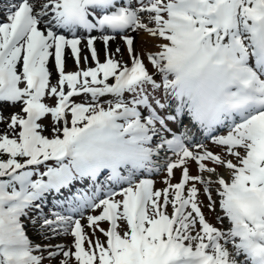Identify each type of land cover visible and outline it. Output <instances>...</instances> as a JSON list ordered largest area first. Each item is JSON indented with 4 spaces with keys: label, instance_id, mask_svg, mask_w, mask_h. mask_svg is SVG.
<instances>
[{
    "label": "snow or ice",
    "instance_id": "obj_1",
    "mask_svg": "<svg viewBox=\"0 0 264 264\" xmlns=\"http://www.w3.org/2000/svg\"><path fill=\"white\" fill-rule=\"evenodd\" d=\"M0 10V264H264V0H4ZM141 30V46L155 45L151 70L127 34ZM116 35L130 63L109 51ZM84 39L95 63L85 54L81 68ZM9 105L19 108L4 116ZM161 168L165 187L154 188ZM186 181L203 186L210 210L218 185L216 220L229 226L205 219ZM69 232L70 244L44 242Z\"/></svg>",
    "mask_w": 264,
    "mask_h": 264
},
{
    "label": "rangeland",
    "instance_id": "obj_2",
    "mask_svg": "<svg viewBox=\"0 0 264 264\" xmlns=\"http://www.w3.org/2000/svg\"><path fill=\"white\" fill-rule=\"evenodd\" d=\"M1 3L3 4L4 0H0ZM130 35H134L135 37V43H136V48H137V51H139L141 53V56H142V59L144 60V63L146 64V66L149 68V70H151V64L150 62L147 60L146 58V51L148 50H155V45H154V42L152 41V39L150 37H145V39L148 41L146 46L142 47L141 44H140V40H141V37L142 36H145V34L143 33V31H136V32H132V33H129ZM94 35H101V33L99 32H95ZM112 38V37H110ZM115 43L112 45L111 48H109V51L111 52H115V49L117 46H119L120 48V52L116 53V56L117 58H122L125 62H129L130 63V57L128 56L127 54V51H126V48H125V43L123 42V40L121 39V36L120 35H116L115 36V39H114ZM83 47L84 50H86L84 48V45H81ZM103 57L102 55V49H100V59ZM94 65V62L91 60V58L89 59L88 61V66H93ZM85 66L84 64V61L81 59V63L79 65V67L83 68ZM77 68V65L75 63V60L74 58L73 59H70L66 64H65V70H68V71H75ZM57 76V74L55 76H53L52 78H55ZM108 82H111V77L108 78ZM43 101L45 103H48L49 105H52L54 103V99L53 98H50V97H43L42 98ZM78 99H82V96L80 95L78 97ZM14 107V106H12ZM10 111L4 113L3 112V115L4 116H9L10 115ZM49 121H50V116H49ZM5 130V123L4 122H0V132L4 131ZM10 131V130H9ZM222 131V130H221ZM44 134L45 135H51V129L50 127L49 128H46L45 131H44ZM206 147L211 150V151H214V152H220L222 156H224L225 158L227 159H233L234 162H236V158L235 157H232V156H229L225 153H223L221 150H219V147L214 144V143H211V144H206ZM205 163H208L209 166H211V162L210 161H204ZM213 165V164H212ZM188 169H189V175H195V174H199V169L198 167L196 166L195 162L192 161V160H189L188 162ZM214 167H217V169L219 171H223V172H228V176H229V171L228 170H225L224 167L220 166V165H214ZM179 171H180V166H176L173 170V175L170 177V183H175L178 179V175H179ZM163 173L164 170L162 171ZM205 175H207V173H205ZM163 176H160V175H154L152 176V179L155 183V188H162L163 185L165 184L164 181L161 179ZM215 178V176H213V179ZM189 184H191V182L189 181ZM197 184L201 185L199 182H197ZM198 186V185H197ZM218 185H214L212 184L211 185V188L213 189V199L215 200L217 194L215 193V190L214 188L217 187ZM203 186H198V189H202ZM200 195L202 198V200L204 202H206L205 204L207 205L208 201H207V197L204 193H201V194H198ZM218 197V196H217ZM197 199L198 201L200 202V206H203L205 207L204 205L201 204V201L199 199V197L197 196ZM216 205L214 206V210H208V211H205L204 209L203 210V214L205 216L206 219L210 220L213 218V222L212 224L216 227H226V224H225V221H223V223L219 222L216 220V216L219 215L221 213V210L219 209V205H218V201H216ZM211 212V213H210ZM209 213H210V216H209ZM215 218V219H214ZM82 223L84 224V231L85 233L87 234V237H91V238H95L93 237V232H92V229L90 227L87 226L86 222L82 219ZM101 225L105 226L106 225V222L105 221H101L100 222ZM211 223V222H210ZM197 226H198V222H197ZM29 228V237L31 239H34V240H38L39 237H36L35 234H34V229L33 227H30V225L28 226ZM32 235V237H31ZM95 236H98L100 237L101 239H104L103 235L97 231L95 233ZM56 239V243H59V242H64L65 244H70L71 242V239H72V236H71V233L69 232V234L67 235H58L54 238H52L51 240H45L44 242L45 243H49V244H52V240ZM85 246H87V239L85 240ZM72 264H75V261L73 260L72 261Z\"/></svg>",
    "mask_w": 264,
    "mask_h": 264
},
{
    "label": "bare ground",
    "instance_id": "obj_3",
    "mask_svg": "<svg viewBox=\"0 0 264 264\" xmlns=\"http://www.w3.org/2000/svg\"><path fill=\"white\" fill-rule=\"evenodd\" d=\"M97 37V39L95 40V44H94V46L96 47V49H97V52H98V54L100 53V49H103V41L99 38L100 36H96ZM114 37H112V38H110V40H109V42H108V47L109 48H111L112 47V45L115 43V41H114ZM78 47L80 48V55H81V59H83V56L85 55V54H88V51H85L84 49H83V47L79 44L78 45ZM84 47L86 48V43L84 42ZM88 56L90 57V55L88 54ZM70 59H73V57H72V55H71V49H70V46H65V48H64V60H65V62H68ZM89 61V60H88ZM47 66L49 67V69H50V71H52V76H54L56 73H55V71H54V64H53V62H52V59L51 58H49V60H48V62H47ZM18 108H19V106L17 105V106H14V107H12L11 105H9V106H7V107H5L4 108V113H6V112H8V111H10V112H12V111H17L18 110ZM52 239V238H51ZM51 239H48V241L49 240H51ZM52 244H56V239H54V240H52Z\"/></svg>",
    "mask_w": 264,
    "mask_h": 264
}]
</instances>
